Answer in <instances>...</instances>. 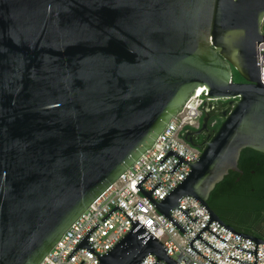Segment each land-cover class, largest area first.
Returning a JSON list of instances; mask_svg holds the SVG:
<instances>
[{
	"label": "water",
	"instance_id": "obj_1",
	"mask_svg": "<svg viewBox=\"0 0 264 264\" xmlns=\"http://www.w3.org/2000/svg\"><path fill=\"white\" fill-rule=\"evenodd\" d=\"M264 0H0V264H38L66 229L154 143L199 86L209 99L229 98L224 119L202 143L189 171L159 201L135 187L177 229L183 196L238 232L208 197L240 153H264V83L255 47L264 41ZM259 62V60H258ZM232 68L244 82L232 80ZM204 113L196 133L208 128ZM114 205L102 218L103 220ZM122 210V209H121ZM123 211V210H122ZM124 212V211H123ZM125 213V212H124ZM126 214V213H125ZM127 215V214H126ZM130 219V217L127 215ZM107 252L88 243L95 223L67 255L83 247L97 264H139L148 254L178 264L136 218ZM201 256L210 262H216Z\"/></svg>",
	"mask_w": 264,
	"mask_h": 264
},
{
	"label": "built area",
	"instance_id": "obj_2",
	"mask_svg": "<svg viewBox=\"0 0 264 264\" xmlns=\"http://www.w3.org/2000/svg\"><path fill=\"white\" fill-rule=\"evenodd\" d=\"M262 23H264V19ZM261 32L264 33L262 30ZM255 57L256 63L259 65L260 80L264 83V41H260L258 47L256 44ZM203 93H207L205 86L196 88L195 93L185 101L182 109L168 121L151 147L90 203L38 264H97L95 254L83 247L76 248L69 258L67 255L95 223L98 225L89 234L88 243L98 254L107 252L130 230V219L135 220L136 218L167 248V254L178 264H214L197 251L217 264H247L229 256L249 263L254 262V253L234 245L254 250L255 241L228 230L216 220H211L208 228L226 241L208 229H203L200 232V237L220 252L208 246L198 237L191 241L197 251L187 244L209 218L206 208L194 197L186 195L181 197L178 202L182 209L189 207L188 215L190 217L198 216L194 222L179 208L174 207L170 210V215L185 228L182 233L135 187V184L151 170L152 172L141 183V186L144 190H149L160 181L161 183L151 192V198L154 201H159L187 174L189 164L186 162H180L173 172H169L178 160L176 156L167 155L161 163L159 160L169 148L184 157L189 163H194L199 157L201 151L184 142L183 132L186 128L197 126L203 114L205 102L209 100ZM116 204L130 219L121 209L115 208L101 220ZM256 250V264H264V243L259 242ZM154 262L155 257L148 254L139 264H153ZM155 264L166 263L158 260Z\"/></svg>",
	"mask_w": 264,
	"mask_h": 264
},
{
	"label": "trees",
	"instance_id": "obj_3",
	"mask_svg": "<svg viewBox=\"0 0 264 264\" xmlns=\"http://www.w3.org/2000/svg\"><path fill=\"white\" fill-rule=\"evenodd\" d=\"M233 78H240L235 69ZM237 166L243 171V176L237 181L239 174L230 170L210 192L208 205L238 232L263 239L258 227L264 216V153L244 148Z\"/></svg>",
	"mask_w": 264,
	"mask_h": 264
},
{
	"label": "flooded vegetation",
	"instance_id": "obj_4",
	"mask_svg": "<svg viewBox=\"0 0 264 264\" xmlns=\"http://www.w3.org/2000/svg\"><path fill=\"white\" fill-rule=\"evenodd\" d=\"M233 72L234 69L232 68V80L235 82H244L243 78L239 79H234L233 78ZM230 101L229 98H223V99H209L205 102V106L203 107V114L199 119V122L197 126L195 127H190L186 128L183 132V140L184 142L191 147H195L199 149L200 151L202 150V143L206 141L220 125L224 117L222 116V112L228 108L227 103ZM204 113H208L210 115V118L208 120V128L207 130L204 129L200 133H196V131L200 128L201 123H202V117L204 116ZM213 119L214 124H211L210 121ZM217 125V127L215 126ZM232 171V170H231ZM241 172L238 171H233L237 172L239 176L236 177V180H240V176H243V171L240 170ZM229 173V172H228Z\"/></svg>",
	"mask_w": 264,
	"mask_h": 264
},
{
	"label": "rangeland",
	"instance_id": "obj_5",
	"mask_svg": "<svg viewBox=\"0 0 264 264\" xmlns=\"http://www.w3.org/2000/svg\"><path fill=\"white\" fill-rule=\"evenodd\" d=\"M264 23H262L261 24V30L264 32V25H263ZM259 229H258V231L259 232H261V233H263V239H264V216H263V219H262V221H261V223H260V225H259V227H258Z\"/></svg>",
	"mask_w": 264,
	"mask_h": 264
}]
</instances>
